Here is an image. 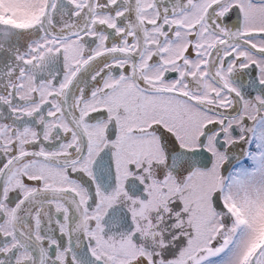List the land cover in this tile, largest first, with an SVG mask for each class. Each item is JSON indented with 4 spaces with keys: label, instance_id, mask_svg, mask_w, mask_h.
I'll return each instance as SVG.
<instances>
[{
    "label": "snow or ice",
    "instance_id": "6c2138e0",
    "mask_svg": "<svg viewBox=\"0 0 264 264\" xmlns=\"http://www.w3.org/2000/svg\"><path fill=\"white\" fill-rule=\"evenodd\" d=\"M0 264H264V0H0Z\"/></svg>",
    "mask_w": 264,
    "mask_h": 264
}]
</instances>
